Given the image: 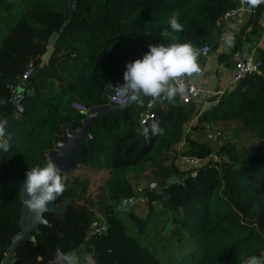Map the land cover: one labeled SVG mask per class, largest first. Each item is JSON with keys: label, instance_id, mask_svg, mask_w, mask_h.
Masks as SVG:
<instances>
[{"label": "trees", "instance_id": "trees-1", "mask_svg": "<svg viewBox=\"0 0 264 264\" xmlns=\"http://www.w3.org/2000/svg\"><path fill=\"white\" fill-rule=\"evenodd\" d=\"M238 0H78L72 15L68 0H0V119L7 120L10 148L0 152V264L14 254L13 264H59L56 249L92 256L95 264H244L264 255V0H254L234 35L230 50L218 63L233 65L248 46L260 58V70L234 87L216 93L203 109L167 96L142 95L114 109L109 98L123 83L125 62L147 51L149 44L190 42L216 48L227 9ZM175 14L180 32L161 36ZM64 22L66 24L64 25ZM60 29H62L60 31ZM60 31L53 52L48 39ZM200 56V55H198ZM40 66L28 78L24 111L11 100L28 64ZM161 98L151 117L141 122L151 100ZM78 105L108 112L90 124V138L77 166L60 168L64 191L55 203L61 213L45 211L32 238L10 247L22 230V181L30 166L50 162L49 151L67 138V129L82 128L86 114ZM237 120L258 143L222 140L217 162L197 168L178 165L181 155L207 159L217 138L209 128ZM161 132L153 135L150 125ZM148 128L147 137L144 129ZM216 134V133H215ZM226 158V159H224ZM196 171L192 175L191 172ZM176 176L175 182H169ZM144 181L151 189H140ZM153 182H161L159 190ZM173 213L180 241L187 249L171 262L142 243L147 221L129 210L137 234L130 231L114 202L143 195ZM135 202V201H134ZM101 231L91 233L98 224ZM40 257V258H39ZM79 264V263H77Z\"/></svg>", "mask_w": 264, "mask_h": 264}, {"label": "clouds", "instance_id": "clouds-1", "mask_svg": "<svg viewBox=\"0 0 264 264\" xmlns=\"http://www.w3.org/2000/svg\"><path fill=\"white\" fill-rule=\"evenodd\" d=\"M182 25L175 14L168 17V28L161 36L170 35L171 32H180ZM234 35L223 37L224 45L231 47ZM198 49L190 42H161L149 44L147 51L141 57L125 62L123 83L120 85L124 93L136 96L159 97L166 95L172 99L177 91H183L182 86H177L176 81L183 76L193 73L199 74L201 67L197 62ZM7 120L0 119V152H7L10 148L11 137L6 135ZM151 133L161 132L158 122L150 125ZM148 128L144 129L147 137ZM64 178L57 171L55 162H47L43 166H30L22 181V194L25 196L26 205L34 210L44 209L49 202L57 199L64 191ZM59 264H77L76 257L71 252L56 249ZM86 264H95L92 256H88ZM244 264H264V255H250Z\"/></svg>", "mask_w": 264, "mask_h": 264}, {"label": "water", "instance_id": "water-1", "mask_svg": "<svg viewBox=\"0 0 264 264\" xmlns=\"http://www.w3.org/2000/svg\"><path fill=\"white\" fill-rule=\"evenodd\" d=\"M78 0H68V13L69 15H72L73 9L77 5ZM66 22H64V25ZM62 29H60L61 31ZM60 31H54L49 39H48V48L46 52V58L48 59L51 55V53L54 50L56 40L59 36ZM45 58V59H46ZM236 63V59L233 60V64ZM40 69V66L35 67L33 71V75H35ZM29 85V80H24L17 89L19 91H27L28 93H31L32 90L27 88ZM162 99L158 98L154 101V108L158 107L161 104ZM131 102H138L139 104L142 103V95L138 94L136 96H131L128 98L126 103ZM125 106V105H122ZM114 109H117L118 106H114ZM16 110V108H15ZM86 114V118L84 119V125L82 128H79L75 131L71 129H67V138L65 140H58L56 147L49 151L48 155L52 162H55L56 166L58 168H64L65 171H70L72 168L77 166V161L81 159L82 157V151L84 149L83 145L80 143L81 140L87 141L90 136V124L97 118L102 117L108 112V109L105 108H97L93 107L91 105L90 109H83L82 110ZM177 180L176 176L171 177L169 179V182H175ZM152 188L154 187L156 190H159L160 186H162V183L159 182H153L150 185ZM151 188L147 186L144 191H148ZM23 197V209H22V216H21V227L22 230L13 238L11 248L14 246H17L20 244L22 239L25 238H32L35 239V237L32 235L34 231L37 230V224L45 222L46 219L43 216V213L45 211H53L55 213H61L66 203L62 205H57L55 203L56 200L49 202L48 205L40 210V211H34L30 209L26 203H25V196L22 194ZM135 201V198L132 197L130 199H123L120 201L114 202V208L115 209H122L128 207L131 203ZM40 258V257H39ZM15 259L14 254L6 255L5 258L2 260V263H10L13 264ZM48 264H53V262H49Z\"/></svg>", "mask_w": 264, "mask_h": 264}, {"label": "built area", "instance_id": "built-area-1", "mask_svg": "<svg viewBox=\"0 0 264 264\" xmlns=\"http://www.w3.org/2000/svg\"><path fill=\"white\" fill-rule=\"evenodd\" d=\"M254 0H238L236 6L231 7L226 10L224 14L225 21H229L234 19L242 12H248L252 8V3ZM261 21L264 24V11L261 15ZM212 47L209 44H204L198 49V55H208L210 54ZM262 65V61L260 58L254 57L253 54H246V55H238L236 58V63L233 65V69L231 70V78H230V86L231 88L234 87L237 83L247 77L249 74L257 72L260 70ZM35 66L33 62H30L22 74L20 83L24 80H27L30 75L33 73ZM176 85L182 86L183 91H177L176 95L173 97L174 100L181 104H198L200 100L205 96L208 95L209 90L206 89L202 84L195 83L189 76H183L176 81ZM28 88V87H27ZM12 96L11 100L14 103L16 111L21 113L24 111V101L26 98V91H19L17 86L12 87ZM224 92V91H223ZM222 93V92H217ZM131 97L130 94H126L122 91L121 88L116 89L115 93L112 94L109 98V103L113 106H122L125 105L128 98ZM155 99L151 100L148 104V109L142 114L141 122H146L151 117L150 110L154 107ZM219 134V133H218ZM210 137H216L217 134L209 135ZM221 156L217 151H213L207 159H203L197 156H186L181 155L178 159V165L180 168L189 169V168H197L202 165L204 162L212 161L217 162L219 161ZM226 159V158H224ZM58 171H61L60 168L57 167ZM191 174L195 175L196 171L191 172ZM104 227L103 223L98 224L95 226L91 233H96L101 231Z\"/></svg>", "mask_w": 264, "mask_h": 264}, {"label": "rangeland", "instance_id": "rangeland-1", "mask_svg": "<svg viewBox=\"0 0 264 264\" xmlns=\"http://www.w3.org/2000/svg\"><path fill=\"white\" fill-rule=\"evenodd\" d=\"M252 53V52H251ZM191 76V75H190ZM192 77V76H191ZM221 136L217 138L214 143V150L218 151L224 137L240 145H250L258 143V140L247 130H245L239 121L232 120L227 122H219L209 128V133L214 135L218 133ZM210 137V136H209ZM140 189H145L146 183L144 181L139 184ZM134 211L143 216L146 221V227L142 235H138L137 231L128 218V211ZM120 215L124 222L129 227L130 231L139 236L142 243L148 244L155 252L161 255L166 262L177 260L188 247V241H179L175 234L177 228L173 222V213L165 208L158 201H149L147 195H143L138 201L131 203L128 207L122 208ZM77 263H85V254L78 253L75 255Z\"/></svg>", "mask_w": 264, "mask_h": 264}, {"label": "crops", "instance_id": "crops-1", "mask_svg": "<svg viewBox=\"0 0 264 264\" xmlns=\"http://www.w3.org/2000/svg\"><path fill=\"white\" fill-rule=\"evenodd\" d=\"M247 12H242L240 15L231 19L229 21H225L224 26L222 28L219 43L216 48H212L210 54L208 55H200L197 58V62L201 67V72L199 74L193 73L189 76L195 83L202 84L206 89L209 90L208 95H205L201 100L199 105L204 109L209 104V98L215 95L217 92L227 91L231 88L230 86V78H231V70L233 69V65L231 67H226L223 64L218 63L217 55L222 51L230 50L231 47H227L224 45L223 37L228 34H233L245 21ZM260 40V44L262 45L264 41ZM255 49L251 45L248 46L245 54H252ZM46 58V56H45ZM47 59V58H46ZM165 96V95H163ZM158 99V98H157ZM162 103V101H161ZM82 109H86L82 105H78ZM51 161V159L49 158Z\"/></svg>", "mask_w": 264, "mask_h": 264}]
</instances>
